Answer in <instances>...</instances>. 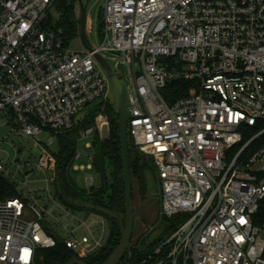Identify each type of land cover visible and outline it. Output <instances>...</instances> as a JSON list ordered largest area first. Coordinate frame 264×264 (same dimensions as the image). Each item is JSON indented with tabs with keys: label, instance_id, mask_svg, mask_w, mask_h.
Here are the masks:
<instances>
[{
	"label": "built area",
	"instance_id": "built-area-1",
	"mask_svg": "<svg viewBox=\"0 0 264 264\" xmlns=\"http://www.w3.org/2000/svg\"><path fill=\"white\" fill-rule=\"evenodd\" d=\"M55 1L0 0V128L41 148L34 163L3 159L0 149V174L27 185L34 164L55 181L57 134L87 106L111 100V78L95 54L111 55L120 77L123 63L133 80L129 137L154 158L161 215L183 220L124 264H264V0H102L104 35L85 52L64 47L48 27ZM179 80L190 82L188 95L167 100L163 91ZM104 124L100 114L79 143L92 148ZM82 157L79 145L75 160ZM88 158L73 169L91 171V189ZM51 212L18 190L0 199V264H36L38 251L58 240L81 260L106 245L104 215L88 212L60 239L42 224Z\"/></svg>",
	"mask_w": 264,
	"mask_h": 264
},
{
	"label": "trees",
	"instance_id": "trees-1",
	"mask_svg": "<svg viewBox=\"0 0 264 264\" xmlns=\"http://www.w3.org/2000/svg\"><path fill=\"white\" fill-rule=\"evenodd\" d=\"M79 0H56L53 6L58 16L48 13L47 25L61 40L64 47L79 39ZM104 35V21L100 10L98 18V38ZM190 82L171 81L163 91L165 98L174 101L188 95ZM97 114L107 116L110 125V134L104 139L99 131L93 136V171L100 182L91 189L80 187L72 177L73 166L76 163L75 155L80 145V133L95 127ZM130 171L133 179L139 184L141 195L147 194V172L157 168L154 158L143 153L129 137ZM57 158L54 193L62 205L76 212H97L105 216L110 227V235L106 245L96 254L84 258L86 264H105L117 249L121 240L120 221H125V188L123 182V166L121 143L119 138V114L113 100L87 106L80 118H75L73 127L57 134V148L54 150ZM148 157V158H147ZM17 195V190L7 178L0 174V199H7ZM165 224L163 234L145 248H139L140 239L131 244L124 255L121 264L135 263L148 253L162 239L170 235L182 223L179 215L167 218L161 216ZM76 256V253L67 245L58 240L51 248L40 249L36 264H67Z\"/></svg>",
	"mask_w": 264,
	"mask_h": 264
},
{
	"label": "rangeland",
	"instance_id": "rangeland-1",
	"mask_svg": "<svg viewBox=\"0 0 264 264\" xmlns=\"http://www.w3.org/2000/svg\"><path fill=\"white\" fill-rule=\"evenodd\" d=\"M102 7V0H90L87 7V24L86 33L88 43L99 44L100 39L98 38V18ZM78 15H80V3L78 5ZM52 14L58 16L57 9L52 7ZM71 50L78 52H85V48L82 45L80 39L74 40L70 45ZM107 60L114 66L117 59L111 55H107ZM119 70L123 72L126 79L127 85L131 88L133 86V80L128 68L120 63ZM110 97L114 101L117 110V103L115 98V90L110 84ZM100 114H97L95 118V125L97 123V118ZM82 112L77 116L80 118ZM105 127V128H104ZM108 125H104L105 130ZM0 134L2 137V142L0 144L1 155L3 159L8 161H14L15 159L24 158L25 161L31 160L34 163L40 152L41 148L35 145V140L30 137H19L15 134L9 132L8 127L0 128ZM110 134V125H109ZM50 134H45L41 136L43 142H47ZM93 141V137L91 139ZM86 142L80 144V151L83 157L76 161V164L81 166H87L89 163L88 155L93 153L92 148H88L85 145ZM53 148H57V142L55 141ZM148 158V157H147ZM33 171L29 176V183L19 184L16 186L18 192L25 196L32 198V196L40 197L42 199L43 205L48 209H51V214L45 213L42 224L48 231L54 232L60 239H65L68 236V231L74 226H78L82 221L86 220L87 213L76 212L66 206H60L55 203L48 196L54 193V182H46V177L52 178L53 173L47 171L45 173L37 171L35 165L32 164ZM91 172L89 170H73L72 177L75 179L80 187H86L85 174ZM93 172V171H92ZM100 182L99 177L95 174V183ZM48 187V189H47ZM147 194L142 196L139 189V184L136 179H133V199L135 202V225L134 233L132 237V244H135L138 240L145 238L138 244L139 248H145L151 243L155 242L164 232L165 224H163L161 219V187L159 172L157 168H153L147 172ZM33 190V193H30ZM73 214H70V213ZM74 215V216H73ZM84 230H80V234H83ZM109 236V229L106 227L104 232V238L107 239Z\"/></svg>",
	"mask_w": 264,
	"mask_h": 264
},
{
	"label": "water",
	"instance_id": "water-1",
	"mask_svg": "<svg viewBox=\"0 0 264 264\" xmlns=\"http://www.w3.org/2000/svg\"><path fill=\"white\" fill-rule=\"evenodd\" d=\"M90 0H79L80 16H79V39L88 50H92L87 40L86 24H87V7ZM95 57L101 66L109 74L114 85L115 98L117 103V111L119 114V138L121 143V156L123 166V182L125 188V221H120L121 240L113 253L112 257L105 264H120L126 254L134 233L135 225V202L133 199V182L130 171V153H129V132L128 120L131 116L130 98L127 82L118 74V65L114 66L100 53H96ZM109 136V127L102 129V137L104 139ZM67 264H86L85 261L74 256Z\"/></svg>",
	"mask_w": 264,
	"mask_h": 264
},
{
	"label": "bare ground",
	"instance_id": "bare-ground-1",
	"mask_svg": "<svg viewBox=\"0 0 264 264\" xmlns=\"http://www.w3.org/2000/svg\"><path fill=\"white\" fill-rule=\"evenodd\" d=\"M104 125H107V124H104ZM105 128V127H104Z\"/></svg>",
	"mask_w": 264,
	"mask_h": 264
},
{
	"label": "snow or ice",
	"instance_id": "snow-or-ice-1",
	"mask_svg": "<svg viewBox=\"0 0 264 264\" xmlns=\"http://www.w3.org/2000/svg\"><path fill=\"white\" fill-rule=\"evenodd\" d=\"M243 222V221H242Z\"/></svg>",
	"mask_w": 264,
	"mask_h": 264
}]
</instances>
